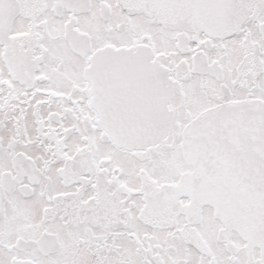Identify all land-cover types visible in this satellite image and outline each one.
I'll return each instance as SVG.
<instances>
[{
    "label": "snow or ice",
    "instance_id": "6c2138e0",
    "mask_svg": "<svg viewBox=\"0 0 264 264\" xmlns=\"http://www.w3.org/2000/svg\"><path fill=\"white\" fill-rule=\"evenodd\" d=\"M0 264H264V0H0Z\"/></svg>",
    "mask_w": 264,
    "mask_h": 264
}]
</instances>
